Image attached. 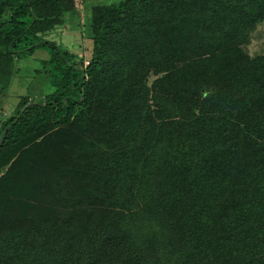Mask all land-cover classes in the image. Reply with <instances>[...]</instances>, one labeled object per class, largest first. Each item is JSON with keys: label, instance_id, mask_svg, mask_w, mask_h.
Masks as SVG:
<instances>
[{"label": "trees", "instance_id": "1", "mask_svg": "<svg viewBox=\"0 0 264 264\" xmlns=\"http://www.w3.org/2000/svg\"><path fill=\"white\" fill-rule=\"evenodd\" d=\"M115 1L91 18L87 65L37 31L59 0H0L2 72L41 50L55 88L0 130V264H149L136 214L183 264H264V57L241 47L264 0ZM75 129L88 158L50 159Z\"/></svg>", "mask_w": 264, "mask_h": 264}, {"label": "rangeland", "instance_id": "2", "mask_svg": "<svg viewBox=\"0 0 264 264\" xmlns=\"http://www.w3.org/2000/svg\"><path fill=\"white\" fill-rule=\"evenodd\" d=\"M53 1L55 2V0ZM113 3L116 1L69 0L68 4H64L59 0L56 5L43 8V11L40 12L37 31L45 40L56 42L75 54L77 64H81L82 61L88 62L90 61V42L92 39L91 18L97 8ZM66 7L68 8L64 10ZM241 47L251 58L264 57V20L247 36ZM48 61L49 56L45 52L37 50L32 55L13 54L3 72L4 65L0 64L2 66L0 67L2 72H0V130L7 120L19 114L26 102L43 103L47 96L54 93L53 71ZM157 78L154 72L150 73L147 80L148 84L152 85ZM151 102L150 100L149 104ZM65 135L54 137L55 140L52 141L54 144L49 145V150L46 152L49 154V158L51 159L53 155L56 158H68L71 162L73 160L79 161V158L82 160L88 158L89 147L83 143L81 130L75 129L73 134L68 131ZM69 139L76 141V144L72 143L70 146L62 144L63 141ZM20 154L8 156V161L10 158L12 159L7 168H10L15 160V162L18 161ZM6 171L7 169H2L0 166V177ZM60 186V184L57 185L58 188ZM89 190H92V186ZM49 192H53L47 198L48 202L52 203L55 200L53 194L57 193L56 185ZM16 206L15 204L12 207L11 213L15 212ZM41 208L44 206L38 207V210ZM11 213L9 211L8 216L12 217ZM136 215L132 216L129 221L130 224L135 225L137 239L143 246L152 245L154 252L157 253L149 264H183L187 261L188 254L182 251V245L167 226L165 227L163 223L152 217L148 218V215L140 214L138 218ZM183 250L188 252L186 247Z\"/></svg>", "mask_w": 264, "mask_h": 264}, {"label": "water", "instance_id": "3", "mask_svg": "<svg viewBox=\"0 0 264 264\" xmlns=\"http://www.w3.org/2000/svg\"><path fill=\"white\" fill-rule=\"evenodd\" d=\"M5 134H6V131L2 134V136L0 138V143H2V140H3L4 136H5Z\"/></svg>", "mask_w": 264, "mask_h": 264}, {"label": "built area", "instance_id": "4", "mask_svg": "<svg viewBox=\"0 0 264 264\" xmlns=\"http://www.w3.org/2000/svg\"><path fill=\"white\" fill-rule=\"evenodd\" d=\"M86 64H87V65H89V63H88V62H87Z\"/></svg>", "mask_w": 264, "mask_h": 264}]
</instances>
